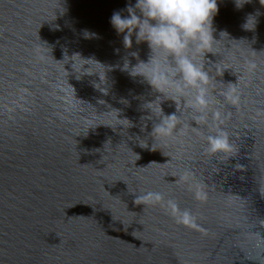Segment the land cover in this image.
<instances>
[{
    "label": "water",
    "instance_id": "95a60500",
    "mask_svg": "<svg viewBox=\"0 0 264 264\" xmlns=\"http://www.w3.org/2000/svg\"><path fill=\"white\" fill-rule=\"evenodd\" d=\"M129 3L0 0V264H264V0H218L203 120L129 74Z\"/></svg>",
    "mask_w": 264,
    "mask_h": 264
},
{
    "label": "clouds",
    "instance_id": "9594fccd",
    "mask_svg": "<svg viewBox=\"0 0 264 264\" xmlns=\"http://www.w3.org/2000/svg\"><path fill=\"white\" fill-rule=\"evenodd\" d=\"M122 11L127 15H122ZM217 12L218 0H136L135 5L129 3L126 9L114 11L110 18L117 34H123L125 48L132 47L134 36L137 44L147 43L150 49L148 60L139 61L129 74L142 77L161 94L157 98L167 97L175 102L176 109L178 102L183 100L184 108L194 113L196 120L205 119L212 104L205 58L206 54L213 53L218 41L213 36V18ZM125 70H128L127 62ZM158 119L159 123L152 130L156 137L173 138L182 134L186 127L178 128L183 123L180 117L176 113L165 115L161 106ZM207 145L211 154L227 153L232 149L228 133L223 129L208 135ZM162 199L160 193L154 192L137 197L144 203ZM169 203L176 207L173 202ZM181 219L189 223L194 218L184 211Z\"/></svg>",
    "mask_w": 264,
    "mask_h": 264
}]
</instances>
